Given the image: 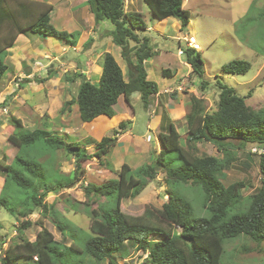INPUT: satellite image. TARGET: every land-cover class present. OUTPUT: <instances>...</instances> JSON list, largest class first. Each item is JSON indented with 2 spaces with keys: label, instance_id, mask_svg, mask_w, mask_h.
Returning a JSON list of instances; mask_svg holds the SVG:
<instances>
[{
  "label": "trees",
  "instance_id": "1",
  "mask_svg": "<svg viewBox=\"0 0 264 264\" xmlns=\"http://www.w3.org/2000/svg\"><path fill=\"white\" fill-rule=\"evenodd\" d=\"M87 3L96 23L108 20L114 26L109 37L121 50L126 73L112 54L105 53L98 83H92L83 75L67 78L79 77L82 81L78 96L64 105L62 113L77 105L83 123H92L101 116L113 118L116 115L114 106L119 99L123 96L131 105L130 99L136 93L140 94L143 106L148 110L159 89L148 79L145 67V61L155 56L156 51L152 40L141 36L148 30L143 15L126 12L125 0H88ZM144 3L160 21L177 18L182 28L190 23V14L183 7L184 0H144ZM51 10V5L30 0H0V79L8 70L4 61L7 50L20 34L33 33L61 39L72 46L77 43V34L58 30L52 25ZM186 55L193 72L203 79L201 91H206L210 83L204 81L205 63L201 54L188 49ZM250 69L248 61H232L222 68L225 74L231 75H244ZM46 79H36V82ZM216 84L220 92L217 110L209 112L204 98L190 97L185 137L170 123L159 134L161 151L150 163L136 169L123 164L117 171V179L84 187L85 195L91 200L100 196L107 199L116 197L114 207L100 204L98 209H90L85 204L90 217V235L80 238L72 232V244L66 246L56 241L53 233L43 227L35 241L20 238L21 243L8 247L2 264H18L21 260H25L23 264H85L75 260L72 257L74 253H84L97 262L118 264L115 255L124 259L129 256L128 251H123L127 242L133 243L136 250L148 253L144 264H221L226 240L245 236L257 245L264 243V152L258 156L261 184L247 197L245 207V183L239 181L225 185L223 182L225 169L235 159L231 150L243 151L249 145L264 150V107L255 110L248 106V97L219 80ZM12 121L16 130L11 131L8 141L19 151L11 165L5 160L0 161V174L5 179L0 206L8 203L4 193L9 182L27 194L33 193L20 201L27 207L32 206L21 215L20 236L31 226L29 216L40 209L44 214L48 213L45 197L50 192L59 194L79 182L85 173L82 164L108 156L117 145L119 136L131 125V122H121L113 136L103 137L100 141L86 139L83 146L80 142H68L65 137L47 129L29 131L17 118ZM203 142L217 146L220 152H224V158L200 155L197 145ZM38 143L53 150H65L74 156L72 179L62 178L48 184L43 166L21 156L23 148ZM88 146H94L95 152L86 153ZM160 173L165 174L172 190L166 194L168 200L162 208L146 207L141 215L125 213L121 208L122 202L139 198L146 185L155 182ZM189 183L202 190L209 216H196L192 203L182 194L180 188ZM8 209L12 211V208ZM66 226L69 227L67 223L58 226L63 236ZM153 236L162 239H152Z\"/></svg>",
  "mask_w": 264,
  "mask_h": 264
},
{
  "label": "rangeland",
  "instance_id": "2",
  "mask_svg": "<svg viewBox=\"0 0 264 264\" xmlns=\"http://www.w3.org/2000/svg\"><path fill=\"white\" fill-rule=\"evenodd\" d=\"M184 9L190 14V25L185 28H182V23L176 18L164 21L158 20L144 2L142 9L138 11L142 13L150 28L149 31L142 32L141 36L149 37L152 40L154 49L159 52L156 57H153L152 64L147 67L149 79L157 84L160 91L165 90L167 87L176 88L180 83V79L187 75V70L183 68V63L187 57L179 54L180 46L185 49L182 37L194 34L201 46L200 53L205 62L204 81L210 84L207 90L202 92L200 89L202 80L194 74L193 78L197 81V86L194 85L193 79H190L189 84L183 87L182 92L185 95L183 101L189 100V96L194 94L205 99L209 112L217 110L220 92L216 83L219 80L233 87L240 95L248 97L247 104L251 108L258 110L264 107V0H187ZM106 23L110 28L113 27L110 21L106 20ZM180 41L181 43H179ZM115 47L112 48V52L120 60L121 56L116 50L118 48ZM232 61H248L251 64V69L244 75L225 74L222 70L223 66ZM100 66H102V61ZM164 67L177 68L180 69V72L176 77H165L162 75ZM38 85L24 87L27 89L25 91L27 95L24 97L25 93H23L21 98L28 100L27 105L29 107H33L45 99L44 90H41L42 92L38 94L35 92ZM75 89L74 98L78 96L79 92L78 87ZM174 93H177V91ZM130 102L136 112V119L129 126L130 133L124 137L123 143L118 145L114 153L103 160L104 164H100L98 159L84 162L82 164L85 169L84 176L73 187L64 189L59 194L50 192L44 199L48 206V213L44 214L40 209L29 216L28 220L31 226L24 230L21 236V228L19 229L23 223L21 215L31 210L32 206L27 207L20 201L30 197L33 193L27 194L24 189L13 182L7 183L4 196L8 199V203L0 206V264H2L8 247L21 243L20 238L35 241L37 234L43 227L53 233L56 241L66 246L72 244L73 239L70 237L72 232L74 234L76 232V235L80 238H86L91 234L90 217L86 207L98 209L100 204L114 207L116 197L113 196L107 199L100 196L93 197L91 200L85 195L84 187L87 184L100 185L112 179H117V170L121 168L122 160L137 168L150 163L156 158L161 151V143L156 131L152 127L148 128L151 119L143 106L140 94H133ZM10 105L13 114L20 116L17 113L20 111L18 102L17 105L13 103ZM124 107L123 102L118 104L117 119H114V122L118 123L123 120ZM2 108L0 105L1 110ZM167 110L169 111V109ZM74 115L76 117L75 126H78L80 135L94 129L92 123L86 124L80 120L77 105L73 107L72 116ZM0 119L2 120L1 126L4 124L8 127L11 126L10 129L6 130L7 132L0 129V136L4 135L3 142L0 145L4 148L7 147L4 146L7 143L5 139L16 128L12 121V115L7 120L5 118L6 121ZM54 120L50 125L61 123L60 116ZM83 125H87V129H84ZM26 127L30 130L35 128L48 130V127L46 128L41 122L36 126L28 124ZM177 128L180 134L185 137L187 129L185 122L179 123ZM50 131H53V129ZM103 131H106L105 128H102L100 134H97L96 137L91 134L89 136L99 141ZM113 133L114 129L111 128L105 132L104 136L111 137ZM58 136L65 137V135ZM67 138H65L66 141L80 142L85 146L84 138H81V136L78 139L74 138L72 131L71 136ZM233 142L238 144V142ZM197 147L200 155L205 154L224 158V152H220L218 147L211 143L203 142L198 144ZM4 151L6 149L0 150L1 155ZM260 151L264 152L263 149L253 145H249L243 151L231 150L235 159L225 169L223 179L225 185L239 181L244 182L246 185L243 189L245 197L243 207L248 203L247 197L255 193V190L261 184L258 158L261 154ZM91 152H95L94 146H92ZM86 153H89V151H86ZM7 154L11 161L15 152L8 151ZM21 156L25 159L35 160L43 166L45 174L48 175V184L55 183L62 178H73L72 172L75 170V159L65 150H53L42 143H38L35 146L23 148ZM14 167L17 168L16 164ZM18 169L21 170L20 167ZM4 186L5 179L2 187ZM182 187L183 189L180 188V190L192 203L195 215L200 217L209 216L204 207L205 196L202 190L190 183L182 185ZM171 191L165 174L160 173L155 182H149L146 185L139 198L135 200L125 199L121 204V208L125 213L131 215L143 214L146 207L160 209L168 200L166 194ZM85 204L88 205L85 206ZM8 208H12V211H9ZM60 223H67L72 229L66 226L65 236L58 228ZM152 239L160 240L162 238L153 236ZM80 243L81 247H84L83 242ZM224 249L221 264H264V243L257 245L248 237L238 236L226 240ZM123 251H128L129 256L124 259L120 255H115L114 259L118 264H144V261L148 258V253L136 250L131 242L125 244ZM72 257L85 264H108V262H97L84 253H74ZM24 262L25 260H21L18 264Z\"/></svg>",
  "mask_w": 264,
  "mask_h": 264
},
{
  "label": "crops",
  "instance_id": "3",
  "mask_svg": "<svg viewBox=\"0 0 264 264\" xmlns=\"http://www.w3.org/2000/svg\"><path fill=\"white\" fill-rule=\"evenodd\" d=\"M30 1L51 5L52 10L50 12V22L52 25H54V27L58 30L66 31L70 34H77V43L72 46L61 39H55L33 33L20 34L12 46L8 48L4 60L5 64L8 66V70L0 79V105L3 107L2 110L0 109V118L6 121L12 115L13 118L21 120L24 128L26 129V125L28 124L31 126H36L39 124V122H41V124L43 123L46 128L48 127L49 131L53 129L51 132L57 135H65L66 139H68L67 137L71 136L72 131L74 133V138L78 139L79 136H81V138H84V141L86 139H94L89 135L91 134L96 137L97 134H100L102 128H105L106 131L113 128L115 131L118 129L121 122H131V124H133L136 119V112L133 110V106L129 105L125 101L123 96L114 106L116 115L113 118L106 116L97 118L92 122L94 129L91 128L93 129L91 131L85 130L86 132L81 135L78 132V126H75L76 117L75 115L72 116L73 107L76 105L72 106L71 111H68L65 114L62 113L64 105L75 99L73 93H75L76 87L80 88L82 81L79 77H76L73 80H68L67 78L71 76L73 77L77 75H83L92 83H98L103 72V68L100 66V63L105 53L112 54L122 67L123 71L126 73V64L122 59L120 48L117 47L118 49H116L121 56L120 60H118V58H116L112 52V48H116V45L111 41L109 34L114 29V26L112 25L113 27L110 28L106 21L96 23L90 6L87 3L88 0ZM186 1L187 0H184V5ZM143 2L144 0H125V11L138 12L142 9ZM149 30L150 28L148 27L147 31ZM190 35L196 38L194 34ZM186 37L187 35L182 37V40L185 43L183 55H186V50H188L184 40ZM181 41L179 43H181ZM180 49H182L181 46ZM154 50L156 51V55L153 57H156L159 52L156 49ZM153 57L145 61L147 74V67L148 65L152 64ZM183 68L187 70V75L180 79L178 86H176V88L167 87L162 91L158 90V93L152 97V104L147 110V113L151 119L150 125L148 124V128L152 127L154 131H156V134H158V138L159 134L163 132L170 125V123H173L178 130V124H181L184 121L187 128L186 116L190 110V97H199L193 94L189 96V100L183 101V98H185V95L182 92L183 87L189 84L190 79H193V82H195L194 85L197 86V81H195L193 78L194 74L196 73L193 72V69L188 63L187 58L183 63ZM178 72H180V69L178 70L177 68L164 67L162 69V75L169 78L176 77ZM46 77L47 79L45 81L41 83L36 82V79H43ZM198 77L203 81L200 76ZM35 84H39V87L36 86L35 92L38 94L42 92L41 90H44L45 99L42 102L37 103L35 106L29 107L27 105L28 100L26 98L23 100L21 97L27 90L24 88L25 86L30 87L34 86ZM176 91L177 93H174ZM25 95H27V92L24 94V97ZM17 102L20 105V107L17 106L21 111L17 112L20 116L13 114V111L10 108L11 103L17 105ZM122 102L125 105V112L122 116L123 120L116 123L113 120L117 119V107L118 104ZM4 108L7 109V114L3 112ZM167 109H169L170 112ZM58 116L61 118V123L57 124L58 126L53 124L50 125L51 122H54V119ZM1 122L2 120L0 119V126ZM7 127L8 126L4 124L0 127V129L4 132H7L6 130L10 129L11 126L8 128ZM83 127L84 129H87V125H83ZM27 130L33 131L30 129ZM106 131H103L99 141L103 137H109L104 136ZM129 133L130 129L119 136L117 145L112 149L111 153H114L115 149L118 147V145L123 143L124 137L128 136ZM3 136V134L0 136V144L3 142ZM5 140H7V143L4 146L7 147L2 148V145H0V150L6 149L2 155L0 153V161L5 160L6 164L11 165L19 149L9 143L8 138ZM91 148L92 146H88L85 149L90 153ZM8 151L15 152V155L11 161L7 154ZM135 153L137 154L136 151ZM106 157H104L102 160H99L100 164H104L103 160ZM137 159L139 158L137 157ZM121 162L122 165L127 164L132 169H136V167H134L132 164L123 162V160ZM3 185L4 177L2 174H0V193L2 192Z\"/></svg>",
  "mask_w": 264,
  "mask_h": 264
},
{
  "label": "built area",
  "instance_id": "4",
  "mask_svg": "<svg viewBox=\"0 0 264 264\" xmlns=\"http://www.w3.org/2000/svg\"><path fill=\"white\" fill-rule=\"evenodd\" d=\"M184 40L186 42V45H187L188 49L193 50L195 52H200L202 50L200 44L197 42V40H196V38L194 36L189 35ZM179 54L183 55L184 54V50L180 49ZM3 112L6 113V114L8 113L6 108L3 109ZM260 152L262 153V151H260Z\"/></svg>",
  "mask_w": 264,
  "mask_h": 264
}]
</instances>
